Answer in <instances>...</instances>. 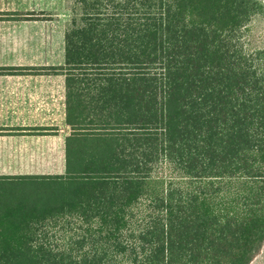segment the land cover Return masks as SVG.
Segmentation results:
<instances>
[{
    "label": "trees",
    "instance_id": "1",
    "mask_svg": "<svg viewBox=\"0 0 264 264\" xmlns=\"http://www.w3.org/2000/svg\"><path fill=\"white\" fill-rule=\"evenodd\" d=\"M75 3L64 65L30 68L65 77V172L0 178V264H251L264 46L245 41L264 5Z\"/></svg>",
    "mask_w": 264,
    "mask_h": 264
},
{
    "label": "crops",
    "instance_id": "2",
    "mask_svg": "<svg viewBox=\"0 0 264 264\" xmlns=\"http://www.w3.org/2000/svg\"><path fill=\"white\" fill-rule=\"evenodd\" d=\"M65 31L57 60L32 63L30 0H0V68L16 69L0 73V178L42 175L30 174L32 162L48 163L43 171L53 172L46 175L65 172V77L30 74V68L64 65Z\"/></svg>",
    "mask_w": 264,
    "mask_h": 264
},
{
    "label": "rangeland",
    "instance_id": "3",
    "mask_svg": "<svg viewBox=\"0 0 264 264\" xmlns=\"http://www.w3.org/2000/svg\"><path fill=\"white\" fill-rule=\"evenodd\" d=\"M258 1L264 5V0ZM79 13L75 0H30V62H43L45 59L57 60L56 56L63 45L61 34L69 27L72 19L79 21ZM245 42H248L249 48L264 46V13L255 16L250 22L248 39ZM38 45H41V48L33 50L34 46ZM38 68L46 67L32 69ZM38 72L44 73V71ZM38 72L30 71V74ZM33 158L30 156V159ZM46 165L49 164L30 163V174L46 175L47 172H53L43 171ZM30 187V183H24L9 188L22 196L23 192L30 191ZM53 232L49 235H54ZM251 264H264V246Z\"/></svg>",
    "mask_w": 264,
    "mask_h": 264
}]
</instances>
